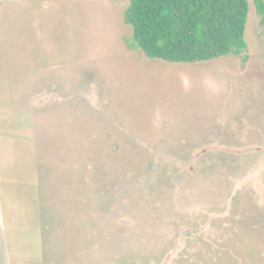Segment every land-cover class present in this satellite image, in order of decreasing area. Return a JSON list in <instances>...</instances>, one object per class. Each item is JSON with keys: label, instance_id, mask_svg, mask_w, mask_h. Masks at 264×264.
Here are the masks:
<instances>
[{"label": "rangeland", "instance_id": "374dc122", "mask_svg": "<svg viewBox=\"0 0 264 264\" xmlns=\"http://www.w3.org/2000/svg\"><path fill=\"white\" fill-rule=\"evenodd\" d=\"M243 55L136 47L125 0H0V264H264V12Z\"/></svg>", "mask_w": 264, "mask_h": 264}, {"label": "trees", "instance_id": "16d2710c", "mask_svg": "<svg viewBox=\"0 0 264 264\" xmlns=\"http://www.w3.org/2000/svg\"><path fill=\"white\" fill-rule=\"evenodd\" d=\"M125 22L136 47L170 62L207 61L243 55L248 0H125ZM264 12V0H256Z\"/></svg>", "mask_w": 264, "mask_h": 264}]
</instances>
